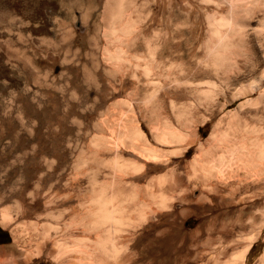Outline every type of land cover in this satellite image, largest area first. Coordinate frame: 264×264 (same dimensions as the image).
<instances>
[{
    "label": "bare ground",
    "instance_id": "6f19581e",
    "mask_svg": "<svg viewBox=\"0 0 264 264\" xmlns=\"http://www.w3.org/2000/svg\"><path fill=\"white\" fill-rule=\"evenodd\" d=\"M183 1L184 6L187 7V12L199 13L203 18L201 27L203 38L200 44L196 45L197 48L194 47V51L197 49L200 52L201 50V55L194 56L192 64L188 66L186 73L183 72L182 75L171 76L172 74L163 73L159 69V62L161 61L177 62L174 60V56L179 53V43L175 36L178 32L180 33L182 28H180L179 23H171L170 20L172 16L177 14L172 8L173 5H176V0H163L162 4L166 15L162 29L161 52L165 57L164 60L160 59L158 62L154 59L152 53L149 55V60L140 62L135 59L132 62L134 71L130 73L135 79L132 87V95H134L132 99L136 105L135 108H129L131 110L129 113L119 117L116 121L112 120L111 123L107 122L104 113H100V117L92 119V122L80 128V133L85 137L87 136L88 141L84 146L79 145L76 156L81 159L88 153L98 160V165L85 170L81 168L83 171L76 172L70 180L68 179V182H65V187L68 189L66 193L60 194L59 190H55L54 193L50 191L51 194L43 200L45 208L42 212L37 210L35 203H32V201L27 202L24 198L15 199L12 205L7 204L0 211V224L2 223L3 226L10 222L13 211L14 214L20 217L17 224H15L16 226H14L17 232L14 240L17 245H19L17 241L20 237L23 236L21 238L23 240L26 237L23 232L26 225L34 226L36 224V220L25 219L24 217L35 213L36 218H42L43 225L46 224L49 227V229L46 228L47 231L45 230L47 233L46 238L42 236V239L45 238V240L37 239V244L41 245L46 240L49 241L51 243V253L55 252L54 258L59 262L70 264L73 259L78 261L79 264H143L137 262L150 259V262L146 264H162L163 258L164 261L170 263L176 257L175 261H178L179 264H189L195 261L198 251L193 259L194 248L192 247L196 243H187L185 239L186 237L189 240L196 239L197 231L187 232L188 235L183 238L185 241L176 245L178 234L175 232L177 231H172L168 225L162 228L167 219L164 220V215L158 216L161 213L160 211L172 208L171 204L175 201L180 202L181 209L178 212L181 213H188L196 207L208 209L209 211L216 207L214 200L217 196L224 197L222 188L226 185L229 186V194L236 191L238 185L233 184V182L229 183L230 180L236 179L239 183L244 182L250 174L256 175L253 179L254 182L260 180V175L264 173V136H256L255 133L246 131V122L247 117L252 116L253 119L254 117L264 119V70L256 80L251 82L241 81L234 85L244 69L247 67L252 68L257 64L258 51L260 52L262 49L264 13L258 17L261 12L258 4L259 0ZM104 2L102 14H108L110 16L109 22H115L119 27L117 29L119 41L113 45L114 49L131 54L130 56L127 54L128 57L137 58L135 54L137 52L133 49V43H135L133 41L147 36V33L140 26H137L136 29H131V26L134 25V22L151 24L154 20V8L149 9V11L146 9L147 12L143 19L140 18V15L136 19L129 8L131 9V6L136 5L137 0H105ZM144 2L149 4L145 0L139 3L144 4ZM125 11L126 16L124 19L120 17L119 19L118 15ZM103 20L104 23L105 19ZM106 22L108 21L106 20ZM98 24L94 26L95 35L100 30L101 24ZM194 24L195 21L192 22V26ZM113 26L115 27V25ZM105 28L102 30L103 37L107 35L105 34ZM152 32L156 33L155 30H152ZM240 35H242L243 42L246 45L245 52L242 51L243 54H238V51L236 53L231 49L239 41ZM124 37H129L132 42L127 38L121 41ZM94 39V35L89 37L95 50L100 44L98 45ZM104 41L107 44L106 40ZM95 56L97 57L96 54ZM96 57L94 58L96 59ZM123 60L121 58V61ZM108 61L107 63H109ZM124 61L126 62V60ZM95 62L92 63V66L95 65ZM113 65L118 66L116 63ZM114 68L117 70L113 66V70H115ZM95 71L97 72V70ZM121 74L118 76H121ZM155 74L158 76L156 81L153 80ZM200 76H206L207 79H201ZM54 82L53 84H55ZM144 83L153 84L154 89L149 93L145 92L143 96L138 98L137 94ZM158 90H162V97L165 96L168 99L170 103L168 107L171 106L173 110L170 114L166 112L163 114V125L160 124L158 119L155 120L151 117L154 104L150 98L152 93ZM52 91V99L50 98L53 103L52 110L54 113H58L60 109L59 95L55 90ZM99 95L101 96V94ZM182 99L186 100L184 102L190 99L188 104L190 107H195V109L201 107L202 109L197 113L199 119L193 122L186 132L181 130V112L175 113L174 109L175 104L180 103ZM235 100H240L239 104L226 110L227 105ZM259 103H263L262 109L257 108ZM246 106L250 108L246 109ZM171 114L176 117L175 122L171 120ZM212 115H215L217 120L213 121L212 130L205 142H200L198 139L199 126L204 125V121L210 119ZM244 117L247 118L246 122L243 121ZM64 123L66 124V122ZM145 126L148 127V131L144 129ZM194 143H197L198 152L190 160L184 163L183 166L180 163L181 161L174 162L173 158L182 154L186 147ZM74 153L71 155L72 157H74ZM87 157L89 156L87 155ZM164 167V172H160ZM180 167H184L185 170L180 171ZM83 177L87 182L86 184L82 183ZM140 181L143 182L140 183ZM247 186V184H244L243 190L245 192L244 195L240 196V199L246 197L252 200V203H255V198L261 191L254 190L255 193H249ZM197 188H200V190L194 192ZM145 221L146 223L150 222L149 225H146V230L139 231L140 234L136 236L137 229ZM87 231L89 233L90 231L93 232V236L86 235ZM155 231L158 233L157 235L162 236L161 239H164V241H158L159 237L154 236ZM252 237L240 243L239 247L234 252L232 251L233 255L228 258V264H241L246 251L250 247ZM23 245L25 244L23 243ZM139 245L142 246L139 247ZM157 246H162V248ZM227 246L223 248L220 246L222 248L220 252L217 249L219 257L220 253L226 255ZM55 249L57 250L55 251ZM60 249H64L63 252ZM75 252L79 256L74 255ZM260 260L261 264H264V253Z\"/></svg>",
    "mask_w": 264,
    "mask_h": 264
},
{
    "label": "rangeland",
    "instance_id": "374dc122",
    "mask_svg": "<svg viewBox=\"0 0 264 264\" xmlns=\"http://www.w3.org/2000/svg\"><path fill=\"white\" fill-rule=\"evenodd\" d=\"M104 1L105 0H0V211L7 204L12 205L15 199L24 198L27 202L32 201V203H35L37 210L42 212L45 208L43 200H45L44 198L49 196L51 192L54 193L55 190H59L60 194L66 193L68 189L65 187V182H68V179L70 180L76 172L79 173L94 165L97 166L98 160L94 159L88 153L87 155L89 157L86 155L79 159L76 156L79 145L84 146L88 141V137L80 133V128L92 122V119L94 120V118L100 117V113H104L107 122L111 123L112 120L116 121L119 117L129 113L131 107L132 109L133 107L135 108L136 105L132 99V97H134V95H132V87L135 81L131 76V73L134 71L132 62L135 61V59H138L140 62L149 60V55L152 53L154 54V59L158 62L165 57L161 52L162 29L164 27L166 15L162 4L163 0H151V2L150 0H145L149 2V4H145V2L141 4L139 2L142 0H137V4L131 6V9L129 8V11H132V14L134 13L133 17L136 19L139 15L141 16L140 18L143 19L147 10L149 11L151 8L155 10L153 15L154 20L151 24L134 22V25L131 26V29H136L137 26H140V28L147 33V36L140 37L133 41L135 42L133 43V49L137 52L135 53L137 58L133 56L128 57L127 54L129 53L114 49L113 45L117 44L119 41L117 32L119 27L117 23L109 22L110 16H108V14H102V5H104ZM258 4L261 8V12L258 15L259 17L264 13V0H259ZM172 8L177 14L174 15L175 17H171V23H179L180 28L182 27L180 33L178 32L175 36L179 43V53L174 56V60L177 62H167L163 59L164 61L159 62L161 66H159V69L163 73L172 74L171 76H178L179 74L182 75L183 72L186 73L188 66L192 64L191 62H193V58H195L194 56L198 57L201 55V50L199 49L200 52L197 49L194 51V47L197 48L203 38L201 28L203 18L199 13L187 12V7L184 6L183 0H176V5H173ZM125 13L126 11L120 13L122 16L119 14L118 18L124 19L126 16ZM103 19H105V22L106 20L108 21L106 22L108 25L105 22L103 23ZM193 21H195V24L192 26ZM97 23L101 25L98 34L96 33L95 35L94 26ZM112 24L115 25L116 28ZM103 28H105V34H107L105 37L107 39L103 37ZM152 30H155L156 33H153ZM92 35L95 36L94 40H96L97 44H100L95 50L91 45L92 42L90 43L91 39L89 40V37ZM126 38L129 39V37H124L121 41H124ZM104 40H106L107 44L104 43ZM108 48L111 50L110 52ZM231 49L236 53L239 52L238 54H243L245 52L246 45L243 42L242 35L239 36V41L233 48L231 47ZM89 52H91L90 54H92V56H90ZM130 55L131 54H129V56ZM94 57H96L97 61ZM121 58L122 60L125 58L124 60H126V62L124 60L121 61ZM106 59L107 61L109 60V63H107ZM94 62L95 65L93 64L92 66ZM111 63H116L119 66L113 65L116 68L118 67L117 70L115 68V70H113ZM103 65L105 66L103 67ZM95 70H97V72ZM263 70L264 39L262 40V49L260 52L258 51L257 64L252 68L247 67L244 69L234 85H237L238 82L241 81L251 82L256 80ZM119 71L120 74L122 73L121 76H118L120 75ZM129 73L130 75L128 77ZM200 78L207 79L206 76H200ZM157 79L158 76L155 74L153 80L156 81ZM53 82L55 84H53ZM152 87L153 84L144 83L143 87H141L142 89H139L140 92L138 91L140 94L137 92V97L143 96L145 92L149 93L153 91L154 87ZM51 89L55 90L59 95L60 109L58 113H54L52 110L53 103L51 95L53 91ZM158 91H154L150 98L154 104L151 117L155 120L158 119L160 124L163 125V114H165V112L170 114L173 110L171 106H169L170 109H168L170 103L165 96L164 98L162 97V90ZM99 94H101V96ZM161 99L163 100L161 101ZM184 101L186 100L182 99L180 103L175 104L174 109L175 113L181 112L180 126L181 130L186 132L193 122L199 119V114L197 113L202 109L201 107L198 109L190 107L188 105L190 99H187V102ZM239 102L240 100H235L229 103L226 110L237 106ZM262 107L263 103H259L257 106L259 109H262ZM249 108V106H246V109ZM246 117L243 119V121L246 122L248 118L246 122V131L255 133L254 135L256 136H264V119L259 117H254L253 119V116ZM175 118L176 117L171 114V120H173V122H175ZM206 120L204 121V125L199 126L198 129V139L203 143L208 138L217 117L212 115L210 119ZM63 121L66 122V124ZM144 129L148 131V127L145 126ZM197 148V143L189 145L182 154L173 158L174 162L177 163L181 161L180 163L183 166L184 163L198 152ZM73 153L74 157L71 156ZM88 159L91 161L89 162ZM164 169L165 167L160 172H164ZM179 170L184 171L185 168L180 167ZM255 176L256 175L250 174L247 176L246 181L244 180V182L241 181L240 183L239 181L237 182L236 179L230 180L229 183L233 182V184L238 185L236 191L229 194L228 185L222 188L224 197L217 196V198H215L214 202L216 207L212 210L208 211V209L196 207L192 208L188 213H181L178 212L181 209L180 202L175 201L171 204L172 208L160 211L161 213H159L158 216L164 215V220L167 219L162 228L168 225L172 231H177L175 232L178 234L176 245H179L180 242L185 240L187 243H196L192 247L194 248L192 257L194 259V255H196L198 251L197 257L195 261L189 264H228V258L233 255V252L239 247V244L246 241L251 236H253L252 242L241 264L262 263L260 259L264 253V177L262 178L264 173L260 175L261 178L258 182L253 181ZM82 181L83 184L87 183L84 177ZM141 182L143 181H140V183ZM244 184L248 185L247 191L249 193H255L254 190L261 191L255 198V203H252V200L246 197L240 199V196L244 195L245 192V190H243ZM50 185L52 186L50 187ZM199 190L200 188H197L194 192ZM12 215L14 219L11 218L10 222L7 223L5 227H1L0 225V264H69L55 260V252L53 254L51 253V243L49 241L46 240L45 243L43 242L41 245L37 244L38 240H45L47 236L46 231L49 227L48 225L46 226V224L43 225V219L36 218L35 213H31L24 217L25 219L36 220V224H34V226L26 225L23 231L26 237H24V240L21 239L23 236L20 237L17 241L19 245H17L14 240V236L17 233L15 231L16 227L14 226H16L15 224H17L20 217L14 214V211ZM149 223L150 222L146 223L145 221V223L137 229L136 236H138L140 232L146 230ZM50 229L52 230V228ZM193 230L197 231V238L189 240V238L186 237L184 240V236L188 235V233ZM87 232L85 233L86 235L89 234L93 236V232ZM157 234L158 233L155 231L154 236L159 237L158 241H164V239H161L162 236ZM42 236L45 238L42 239ZM232 240L236 242L234 243ZM23 243L25 245H23ZM141 246L142 245H139V247ZM220 246H222V248L227 246V253L226 255L220 253L221 255L219 257L218 251L220 252V250H222ZM20 247L21 249H19ZM157 247L162 248V246ZM212 247L214 248L212 249ZM56 250L57 249H55V251ZM62 250L60 249V251ZM136 250L139 251L138 249ZM120 254H122V252H120ZM74 255L79 256L76 252ZM24 257L26 258L24 259ZM175 258L172 259L170 263L164 261V258L161 262L162 264H179L178 261H175ZM148 262H150V259L137 263L146 264ZM70 264H79V262L72 259Z\"/></svg>",
    "mask_w": 264,
    "mask_h": 264
},
{
    "label": "crops",
    "instance_id": "0c3cea01",
    "mask_svg": "<svg viewBox=\"0 0 264 264\" xmlns=\"http://www.w3.org/2000/svg\"><path fill=\"white\" fill-rule=\"evenodd\" d=\"M1 225V227H5V226H2V224H0Z\"/></svg>",
    "mask_w": 264,
    "mask_h": 264
}]
</instances>
